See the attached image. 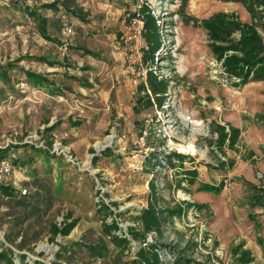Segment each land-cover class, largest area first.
I'll use <instances>...</instances> for the list:
<instances>
[{
  "label": "rangeland",
  "instance_id": "rangeland-1",
  "mask_svg": "<svg viewBox=\"0 0 264 264\" xmlns=\"http://www.w3.org/2000/svg\"><path fill=\"white\" fill-rule=\"evenodd\" d=\"M53 1L0 0V158L16 195L27 191L23 202L0 192V250L15 264H130L139 246L116 245L106 224L117 219L112 234L128 235L154 182L161 207L182 209L159 239L184 258L264 264V81L230 76L202 24L219 13L252 22L249 10L233 0H147L164 37L154 69L171 85L162 108L137 113L146 42L133 13L144 0H66L81 16L45 6ZM219 125L239 129L235 143L221 145ZM73 222L55 235V224ZM241 243L252 262L239 260ZM162 259L177 264L170 251Z\"/></svg>",
  "mask_w": 264,
  "mask_h": 264
},
{
  "label": "trees",
  "instance_id": "trees-1",
  "mask_svg": "<svg viewBox=\"0 0 264 264\" xmlns=\"http://www.w3.org/2000/svg\"><path fill=\"white\" fill-rule=\"evenodd\" d=\"M189 0H183V4ZM242 3L250 12L252 22H241L235 17L219 13L212 18L204 21L203 26L208 30L211 39L213 50L218 57L223 61V64L230 76L239 78L243 84L250 81H264V37L260 31L259 22L264 23V0H233ZM61 4L67 10L72 11L76 16H81V12L66 1L56 0L47 3L48 8H57ZM138 20L143 22L142 37L146 42V46L142 49L141 64L146 69V80L139 86V92L134 110L140 113L145 108L154 107L156 104L162 108L168 100V91L171 85V79L159 74L155 69L158 57L162 53L164 45L163 29L161 22V15L156 13L152 5L144 0L138 5L136 11L133 13ZM43 20V19H42ZM44 23L46 21H43ZM42 24V32L45 37L50 39L47 34L46 26ZM239 33L240 37L236 38L235 34ZM51 40V39H50ZM222 42L223 44H219ZM90 52V51H89ZM92 53V52H90ZM28 76L42 77L39 73L27 71ZM217 132L219 134L221 145L225 144L227 139L231 143H235V135L239 133V129L231 127V132L226 130V126L219 125ZM180 162H184L188 155L174 151L172 153ZM5 159L3 157L0 160ZM170 165H175L171 156L167 158ZM223 162V161H222ZM194 174L196 173L193 172ZM206 190L218 189L217 186L208 184ZM152 197L147 207L140 210V214L135 218L138 224L129 227L128 235L112 234V230H119L121 227L117 219L112 223L106 224V230L112 236V241L118 246H139L136 250V258L130 264H162V256L165 251H170L177 256V264H193L191 259L184 258L183 252L177 247L163 242L159 239V235L163 234L162 225L168 218L175 215H180L182 209L177 207H161L159 205L160 198L157 195V188L154 182L151 184ZM220 189V187H219ZM0 192L10 198V201L23 202L26 199V194L23 191L16 195V189L10 184L0 183ZM19 197V198H18ZM111 212V211H110ZM112 213V212H111ZM76 222L67 223L64 228L59 225H54L55 235L62 233L68 235L74 228ZM153 235L154 240L149 241V236ZM137 243V245H136ZM77 244H80L77 242ZM76 244V245H77ZM92 254L94 252L103 254L100 251V246L91 244L88 246ZM241 243L237 249L236 254H239V260L242 263H249L254 260L249 249H244ZM22 249V247H19ZM76 250V247H73ZM242 248V249H241ZM65 252L71 251V248L65 247ZM14 252L5 247L0 250V260L5 259L8 264H15ZM24 254L20 257L24 259ZM61 258V257H59ZM34 264H44L42 261H35ZM61 264V263H59Z\"/></svg>",
  "mask_w": 264,
  "mask_h": 264
},
{
  "label": "built area",
  "instance_id": "built-area-1",
  "mask_svg": "<svg viewBox=\"0 0 264 264\" xmlns=\"http://www.w3.org/2000/svg\"><path fill=\"white\" fill-rule=\"evenodd\" d=\"M64 31L69 32L72 31V29L70 27H65ZM13 172V167L7 159L0 160V183L9 184L8 182ZM23 193H27L26 189L23 190Z\"/></svg>",
  "mask_w": 264,
  "mask_h": 264
},
{
  "label": "bare ground",
  "instance_id": "bare-ground-1",
  "mask_svg": "<svg viewBox=\"0 0 264 264\" xmlns=\"http://www.w3.org/2000/svg\"><path fill=\"white\" fill-rule=\"evenodd\" d=\"M109 141H111V138H110V140ZM181 149L183 150V151H194L195 150V147L193 146V145H189V146H181Z\"/></svg>",
  "mask_w": 264,
  "mask_h": 264
}]
</instances>
